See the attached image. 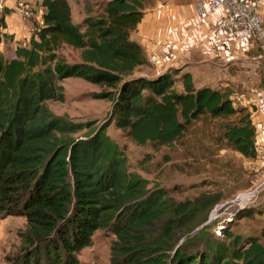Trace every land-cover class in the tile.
Returning <instances> with one entry per match:
<instances>
[{
	"label": "trees",
	"instance_id": "obj_1",
	"mask_svg": "<svg viewBox=\"0 0 264 264\" xmlns=\"http://www.w3.org/2000/svg\"><path fill=\"white\" fill-rule=\"evenodd\" d=\"M103 3L98 11L86 6L77 24L68 0H42L45 11L30 42L12 56L0 50V213L26 218L18 264H82L78 255L98 230L115 235L113 264H264L258 236L224 227L222 236L208 237L203 224L216 199L176 201L166 189H152L129 169L124 148L107 131L114 122L138 144L171 145L208 115L229 120L223 138L255 158L251 111L236 107L225 89L197 88L179 69L134 76L148 64L130 37L144 15L143 0ZM65 46L79 51L78 61L66 58ZM68 77L103 88L94 97L111 101L107 122L94 127L51 109L48 101L65 99Z\"/></svg>",
	"mask_w": 264,
	"mask_h": 264
},
{
	"label": "rangeland",
	"instance_id": "obj_2",
	"mask_svg": "<svg viewBox=\"0 0 264 264\" xmlns=\"http://www.w3.org/2000/svg\"><path fill=\"white\" fill-rule=\"evenodd\" d=\"M25 1L32 12L30 17L23 15L25 18H33L34 11L45 9L39 1L35 6L34 0ZM103 4H93L95 11L101 10ZM61 51L69 61L79 60L77 49L65 46ZM62 84L65 99L48 101L56 114L74 122L92 121L94 127L107 122L111 101L94 97L103 89L101 86L80 77H68ZM176 87L182 90L180 80ZM235 102L238 108L245 106L236 98ZM227 123L229 120L202 116L171 145L138 144L114 122L107 131L124 148L129 169L148 178L152 189H166L176 201L194 200L204 194L217 200L203 224L209 225L208 237L216 239L219 226H223L244 238L258 236L264 244V165L257 157H245L223 138ZM242 195L248 197L244 199ZM25 228V216L0 213V264H18L23 253L20 235ZM114 239L111 231L98 230L92 245L79 253V260L82 264H113ZM191 247L196 250L198 245L193 243Z\"/></svg>",
	"mask_w": 264,
	"mask_h": 264
},
{
	"label": "crops",
	"instance_id": "obj_3",
	"mask_svg": "<svg viewBox=\"0 0 264 264\" xmlns=\"http://www.w3.org/2000/svg\"><path fill=\"white\" fill-rule=\"evenodd\" d=\"M37 1L42 3L34 0L33 6ZM98 1L108 0H68L73 21L82 24L88 13L86 6L94 8ZM256 1L264 21V0ZM16 4L17 0H0V50L6 56H12L18 45L30 42L32 30L45 11L38 9L35 17L25 18ZM143 4L144 15L130 37L142 46L148 64L137 67L133 75L154 78L169 69H179L178 76L189 72L197 88L230 91L235 106L236 98L251 111L257 129L256 159L264 165V55L254 33L245 30L243 37L237 38L215 32L214 24L227 9H215L202 18L196 0H143ZM6 8L11 11L4 14ZM153 53L160 60L158 64L149 61Z\"/></svg>",
	"mask_w": 264,
	"mask_h": 264
},
{
	"label": "built area",
	"instance_id": "obj_4",
	"mask_svg": "<svg viewBox=\"0 0 264 264\" xmlns=\"http://www.w3.org/2000/svg\"><path fill=\"white\" fill-rule=\"evenodd\" d=\"M200 17L207 18L210 13L218 8L227 9L225 16L220 18L213 26L215 32H221L233 37L242 38L245 30L254 33L258 47L264 55V21L256 0H196ZM17 8L21 10L25 17L32 15L31 10L25 0H18ZM33 28L32 31H34ZM152 64H158V56L153 53L149 57ZM264 154V145L262 147ZM264 162V158L262 159ZM223 226H219L217 235L222 236Z\"/></svg>",
	"mask_w": 264,
	"mask_h": 264
},
{
	"label": "bare ground",
	"instance_id": "obj_5",
	"mask_svg": "<svg viewBox=\"0 0 264 264\" xmlns=\"http://www.w3.org/2000/svg\"><path fill=\"white\" fill-rule=\"evenodd\" d=\"M242 196H243L244 199L248 197V195H242Z\"/></svg>",
	"mask_w": 264,
	"mask_h": 264
}]
</instances>
